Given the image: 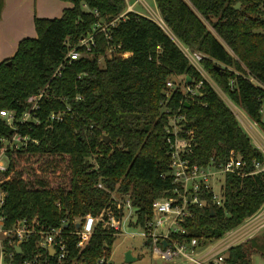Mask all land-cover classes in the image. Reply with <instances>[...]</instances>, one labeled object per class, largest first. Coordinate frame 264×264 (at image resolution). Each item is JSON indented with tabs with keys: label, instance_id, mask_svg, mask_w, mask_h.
I'll return each mask as SVG.
<instances>
[{
	"label": "trees",
	"instance_id": "1",
	"mask_svg": "<svg viewBox=\"0 0 264 264\" xmlns=\"http://www.w3.org/2000/svg\"><path fill=\"white\" fill-rule=\"evenodd\" d=\"M62 1L73 7L61 18H36L38 37L23 39L12 59L0 61V113L10 110L20 116L28 99L51 84V96L41 103L43 123L31 132L41 144L10 152L9 170L0 178L10 191L5 205L8 226L26 219L56 227L64 219L98 215L110 204L111 192H118L132 195L138 221L129 228L141 229L153 201L169 196L173 187L167 175L169 117L161 104L167 82L200 79L178 42L206 56L203 65L214 82L264 132V88L246 78L253 75L264 85V21L252 0H155L172 37L153 19L127 12L126 0ZM3 7L0 0V20ZM123 14L117 27L108 29L111 39L97 35L94 58H82L62 78L52 79L68 52L67 40L74 44L98 23ZM115 46L121 48L109 58L107 53ZM182 99L181 92L174 91L168 107L176 111ZM189 105L184 109L197 143L193 162L207 166L212 160L222 164L238 156L245 163L241 174L223 177L224 205L213 206L214 212L212 206L196 207L185 224L187 235L180 238L211 242L241 227L264 207V171L254 173L257 163L264 165V154L208 82ZM67 106L71 112L64 122H45L49 113ZM12 133L0 116V153L1 139ZM100 183L105 189L98 187ZM115 238L93 236L81 260L98 264L111 254ZM30 246H23L25 255ZM259 248H264L259 238L246 240L228 250L226 262L252 264L253 255L264 257Z\"/></svg>",
	"mask_w": 264,
	"mask_h": 264
},
{
	"label": "built area",
	"instance_id": "2",
	"mask_svg": "<svg viewBox=\"0 0 264 264\" xmlns=\"http://www.w3.org/2000/svg\"><path fill=\"white\" fill-rule=\"evenodd\" d=\"M252 1L264 21V0ZM138 2L145 8H150L144 0H137L136 4ZM130 9L132 10V8ZM93 13L96 17L99 16L98 11H93ZM125 14L109 23H98L92 31L82 35L74 44L67 40L68 52L55 68L52 79L62 78L64 72L74 62L82 58H94V51L98 46L97 35L104 33L107 39H111L108 29L117 27ZM151 17L164 29L162 23H166L162 16L152 12ZM180 45L185 56L198 72L200 79L188 82V78L181 77L167 82L166 98L161 104L169 117V123L166 126V139L170 156V172L167 175L172 178L173 187L169 191V196L153 201L151 213L147 216L141 232L137 236L145 239V245L146 242L149 243L148 247L154 260L173 264H227L226 254L231 247L238 245L240 241L253 238L256 232L264 228L263 214L251 217L245 224L232 232L230 237L221 241L216 240L209 243L197 238H192L188 242L180 240L188 233L185 224L193 218L195 208L212 206L211 209H214L213 206H223L224 199L221 194L223 177L228 173L241 174L245 167V163L238 156H233L222 164H217L212 160L207 166H200L193 162L197 145L196 134L193 129L189 128V119L184 107L188 106L190 100H196L202 95L206 82L223 99L236 118L241 121L242 119L238 113V106L214 81H209L206 78L207 71L203 65L206 56L200 52H192L182 44ZM120 48L121 46L112 47L107 56L111 58L112 54ZM98 62L101 65L104 64L105 56L100 57ZM236 73L242 75L239 72ZM81 77L82 75L78 76V78ZM246 78L264 88V85L253 75H248ZM233 84L234 81L231 82V85ZM176 90L181 92L183 99L177 110L173 111L168 107V103ZM50 96L51 84L48 83L28 99V108L20 116L16 111L10 110L0 113L1 118L13 130L10 137L1 139L0 178L9 170L10 152L26 151L32 145L41 144V139L32 136L31 132L42 125L43 120L39 115L41 103ZM69 112H71L70 106L60 111H52L47 115L45 122L50 125L62 123L66 120ZM261 113L263 117L264 106ZM245 127L247 128V125ZM251 132L252 135L255 133L252 129ZM255 136L256 147L264 154V140L257 134ZM261 171H264V165L257 163L254 173ZM98 187L105 189L103 183L98 184ZM9 197L10 191L2 186L0 180V264H85L81 260V255L93 236L97 234H110L114 237L127 235V228L138 221L132 195L111 192L110 204L104 207L98 215L89 213L74 218L72 221L64 219L56 227L39 223L31 224L26 219L18 220L8 226L5 205ZM56 205L60 208L59 203ZM164 241L167 242L165 248ZM26 243H30L31 246L25 255L23 246ZM17 247L22 248V254L16 251ZM24 255L25 258L18 262L17 258ZM111 258L112 252L108 257L100 258L98 264H112Z\"/></svg>",
	"mask_w": 264,
	"mask_h": 264
},
{
	"label": "crops",
	"instance_id": "3",
	"mask_svg": "<svg viewBox=\"0 0 264 264\" xmlns=\"http://www.w3.org/2000/svg\"><path fill=\"white\" fill-rule=\"evenodd\" d=\"M126 2L128 4L127 11H132L151 19L152 12L162 16L155 0L153 2L156 8H152L149 5L150 8L147 9L143 6V13L136 11L135 2L130 3V0H126ZM71 7H73L71 3L62 0H4L2 18L0 20V61L12 59L16 55L19 44L23 39L38 37L35 27L36 18H61L64 10ZM257 214H263L262 219H264V207ZM262 235H264V228L256 232L254 237L260 238ZM246 240L249 239L240 242L243 243ZM254 256H257V254L252 257Z\"/></svg>",
	"mask_w": 264,
	"mask_h": 264
},
{
	"label": "rangeland",
	"instance_id": "4",
	"mask_svg": "<svg viewBox=\"0 0 264 264\" xmlns=\"http://www.w3.org/2000/svg\"><path fill=\"white\" fill-rule=\"evenodd\" d=\"M144 1H145V3H148L152 8H156L153 0H144ZM134 2L136 4L137 0H130V3H134ZM136 6H137L136 7L137 12H140V13L144 12L143 11L144 7L140 2H138L136 4ZM127 12H129V11H127ZM162 26L164 27L165 31L169 35L172 36V33L168 29L167 25L162 23ZM178 44L180 45L179 42H178ZM205 76L209 81H214L208 72L205 73ZM238 110H239L238 113L240 114V117L242 119V121L238 119L239 123L244 128V130L247 132V134L249 135L253 144L256 146V136L255 135L256 134L259 135L264 140V132L258 124L254 123L253 121H251L249 119V117L247 116V114L245 113V111L242 108L238 107ZM246 125H247V128L245 127ZM249 127L252 130H254L255 133H253V135H252L251 129ZM234 231L235 230L229 232L228 234H226L223 238H221L219 240L220 241L223 240L227 235L230 237V235ZM140 232H141V229L127 228V230H126L127 235L118 236L115 238V242H114L113 247H112V258H111L112 264H173V263H167L165 261L154 260L152 258L150 248L145 245V239L137 236V234ZM254 236H256V234ZM263 236L264 235H262L259 238L260 240H262V242H264ZM130 248L134 249L133 252H134V256L137 258V261L127 263L125 261V252L127 250H129ZM259 250L261 253L264 252V248H259ZM252 264H264V257L258 253L257 256L252 257Z\"/></svg>",
	"mask_w": 264,
	"mask_h": 264
},
{
	"label": "water",
	"instance_id": "5",
	"mask_svg": "<svg viewBox=\"0 0 264 264\" xmlns=\"http://www.w3.org/2000/svg\"><path fill=\"white\" fill-rule=\"evenodd\" d=\"M241 7V3L238 4V9H240ZM9 64H11V62H9ZM191 81V78H188V82ZM188 107H190V105L188 104ZM261 123L263 124L264 126V115L262 117V121ZM110 142V137L109 136H106L105 137V143L108 144ZM212 212H214L215 210L214 209H211ZM212 216H215V213H212ZM163 245H164V248L167 246V242H163ZM16 251L19 253V254H22V248L21 247H17L16 248ZM134 249L133 248H130L129 250H127L125 252V261L127 263H131V262H134V261H137V258L134 256Z\"/></svg>",
	"mask_w": 264,
	"mask_h": 264
}]
</instances>
